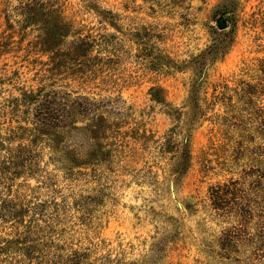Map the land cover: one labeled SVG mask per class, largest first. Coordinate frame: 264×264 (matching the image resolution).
Wrapping results in <instances>:
<instances>
[{"label": "rangeland", "instance_id": "obj_1", "mask_svg": "<svg viewBox=\"0 0 264 264\" xmlns=\"http://www.w3.org/2000/svg\"><path fill=\"white\" fill-rule=\"evenodd\" d=\"M0 264H264V0H0Z\"/></svg>", "mask_w": 264, "mask_h": 264}, {"label": "water", "instance_id": "obj_2", "mask_svg": "<svg viewBox=\"0 0 264 264\" xmlns=\"http://www.w3.org/2000/svg\"><path fill=\"white\" fill-rule=\"evenodd\" d=\"M217 25L219 28L225 27V20L222 17L218 18L217 19Z\"/></svg>", "mask_w": 264, "mask_h": 264}]
</instances>
